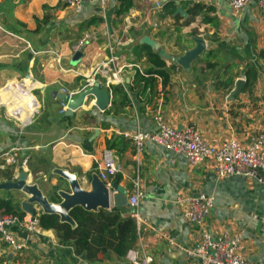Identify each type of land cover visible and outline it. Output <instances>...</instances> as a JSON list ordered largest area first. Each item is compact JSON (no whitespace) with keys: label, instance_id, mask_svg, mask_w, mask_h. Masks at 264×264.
<instances>
[{"label":"crops","instance_id":"obj_1","mask_svg":"<svg viewBox=\"0 0 264 264\" xmlns=\"http://www.w3.org/2000/svg\"><path fill=\"white\" fill-rule=\"evenodd\" d=\"M130 2L131 6L120 12L123 0H111L105 10L87 1L79 11L63 0H0V27L3 24L10 30L0 38L1 103L8 99L6 84L27 78V83H34L40 106L33 123L22 128L7 117L0 104V152L13 153L18 160L30 158L31 166L24 168L28 183L37 185L54 202L62 191L55 194L52 190L60 177L64 178L60 189L70 188L64 171L73 174L84 189L92 190L90 179L99 177L103 152L108 142L114 141L116 147L111 150L121 170L111 178V188H123L129 198L138 178L143 192L138 218L129 204L113 210L117 206L110 192V206L104 209L117 220H130V231L121 239L114 232L116 220L96 219V228L88 238L93 258H88L85 250L76 252L75 244H64L58 230L41 226L37 235L24 230L17 233L25 244L19 253L0 244L3 264H132L127 254L133 248L144 249L156 264H197L187 250L196 246L200 230L183 215L179 199L198 192L214 198L205 220L212 234H238L247 259L264 258V184L254 177L220 178L210 160L194 165L183 155L152 141L138 152L131 137L138 130L158 132L157 115L177 128L196 125L212 143L228 139L249 143L253 135L264 132V12L257 0H250L239 13L225 0ZM169 2L176 6L173 13L165 7ZM193 3L213 10L202 8L192 15ZM178 7L186 14L177 13ZM207 17L211 21H206ZM85 32L92 38L81 61L73 64V46ZM145 36L174 56L194 48L196 38L205 41L206 49L189 67L177 69L178 64L165 59L170 71L167 85L156 75L154 88L132 89L138 70L146 73L156 68L148 51L161 55L160 49L142 41ZM181 38L186 44L183 51L178 46ZM26 43H31L33 50ZM110 47L119 58L117 65L129 82L128 90L112 84V100L105 111L95 105L94 96H89L73 115L61 113L63 101L54 96L55 92L65 88L76 97L93 77L107 88V77L94 68L107 64ZM258 58L261 61H255ZM240 60L245 61L241 69L253 66L258 72L257 80L247 89V70L240 74L230 71ZM218 67L221 71L216 74L217 83L203 84L200 95V85L190 75L213 72ZM239 78L245 79L244 88L229 99ZM21 172L17 165L0 160V183L17 178ZM0 200H12L19 212L23 211L22 203L30 201L24 190L3 189ZM34 206L35 214L43 212L37 203ZM70 223L76 227L79 221L72 218Z\"/></svg>","mask_w":264,"mask_h":264},{"label":"built area","instance_id":"obj_2","mask_svg":"<svg viewBox=\"0 0 264 264\" xmlns=\"http://www.w3.org/2000/svg\"><path fill=\"white\" fill-rule=\"evenodd\" d=\"M67 6L75 10H81L85 2H95L105 10L111 0H63ZM232 9L239 13L250 0H225ZM258 8L264 12V0H257ZM92 38V34L85 32L73 46L74 53L83 51ZM106 65L94 68L95 72H101L107 77V89L112 95V84H120L128 90V81L122 76L121 69L117 65L118 56L113 53ZM144 75L145 72L140 70ZM20 79L5 85L4 91L8 99L0 104L4 105L7 117L24 128L33 123L35 115L39 111V102L34 95L33 81ZM101 81L94 77L89 79L85 86H91L95 82ZM102 85V83H101ZM63 92L70 96L74 94L63 88ZM30 99V100H28ZM67 109V104L63 102L61 113ZM159 131L156 133L138 130L131 134L138 152H141L147 141H152L162 145L168 150L183 155L189 163L200 164L204 161L213 162V166L220 178L232 175L244 177H254L264 184V132L253 135L249 143H242L237 139H228L220 143H212L201 133L200 129L190 124L183 128L169 125L161 115L156 116ZM0 160H5L10 164L19 162L13 153L0 152ZM28 158H24L22 166L27 168ZM120 164L113 150L105 149L102 163L99 165V178L111 187V178H115L120 172ZM143 197L139 179L134 180V191L129 195L128 202L133 216L138 218V207L140 199ZM214 198L211 195L198 192L179 199L183 206V215L188 222L199 227L200 239L194 248L188 249L189 255L197 259V264H264V258L259 261H252L246 258L243 253V239L240 235L223 232L214 235L205 226V220L209 216L213 207ZM24 230L30 235L41 233L39 215L22 216L19 213H7L0 210V244H6L14 250H22L25 244L21 242L17 233ZM132 264H156L151 254L144 249L133 248L127 254Z\"/></svg>","mask_w":264,"mask_h":264},{"label":"water","instance_id":"obj_3","mask_svg":"<svg viewBox=\"0 0 264 264\" xmlns=\"http://www.w3.org/2000/svg\"><path fill=\"white\" fill-rule=\"evenodd\" d=\"M186 14V11L182 7L177 8V13ZM148 45L160 49V45L149 36H145L142 40ZM196 46L187 51L182 56H174L161 50V55L166 60H171L174 63L189 67L191 62L194 61L205 49L206 43L202 38H196ZM84 56L83 51H78L72 58L73 64H78ZM245 85V79L239 78L236 82V88L231 92L229 99L235 98V96L242 92ZM54 96L57 99L62 100L67 104L65 115H73L74 112L82 107L89 96L95 97V105L101 111H105L111 103L112 95L107 88H103L99 81L93 85L85 86L76 97L70 96L65 92H55ZM97 131V130H96ZM63 176L69 181V191H61L60 202L49 201L43 193L36 186H29V175L26 171H22L17 179L8 180L0 183V189L3 190H26L33 194L30 201L22 203V209L24 212L35 215L34 203L40 204L44 212L56 213L60 216L62 221L70 222L72 217L70 210L75 206H82L89 210H97L100 208H109L110 206V192L113 191L114 205L117 207L126 206L129 204L126 197V190L123 188H116L107 186L97 175L93 176L90 182L92 190H86L82 184L76 179L73 174L67 171L63 172Z\"/></svg>","mask_w":264,"mask_h":264},{"label":"trees","instance_id":"obj_4","mask_svg":"<svg viewBox=\"0 0 264 264\" xmlns=\"http://www.w3.org/2000/svg\"><path fill=\"white\" fill-rule=\"evenodd\" d=\"M124 6L121 7V11H126L130 6V0H123ZM169 13H173L176 10L174 2H169L165 5ZM202 8L207 9L208 11L213 10L212 7L205 6L201 3H193L190 8V13L195 15L200 12ZM211 18L207 17L205 20H210ZM191 20V19H190ZM189 20V21H190ZM211 21V20H210ZM148 56L150 61L155 65L156 68L149 69L144 75L139 70L136 73V76L133 80L132 89H135L137 86H143V90L146 88H154L156 83V75L162 77L164 86L168 84L170 79V71L166 68V60L163 59L158 52L148 51ZM258 72L255 67L251 66L247 69V80L245 89L252 86L253 83L257 80ZM117 89V88H115ZM114 89V91H115ZM125 92V90L122 88ZM126 93V92H125ZM116 143L114 141L108 142V148H115ZM61 200H56L54 202H60ZM12 200H0V210L9 212V213H19L20 215H26V212L15 210ZM119 207H114L113 210H119ZM36 215V214H35ZM70 215L76 221H79L76 227H73L70 222L62 221L60 216L56 213L41 212L39 214L40 224L45 229H56L62 233V240L64 244H75L76 252L80 253L81 250L86 251V256L88 258H93V252L91 251L90 242L88 238L90 237V232L92 229L96 228L94 223L96 219L104 217L105 219H113L117 221V227L114 232H117L118 237L121 239L124 238L127 233L130 231V220H117V217L110 215L104 208H100L97 212L86 209L82 206H75L70 210ZM97 216V217H96ZM109 221V222H113ZM108 222V220H107ZM99 226V224H98ZM0 264H3V260L0 258Z\"/></svg>","mask_w":264,"mask_h":264},{"label":"rangeland","instance_id":"obj_5","mask_svg":"<svg viewBox=\"0 0 264 264\" xmlns=\"http://www.w3.org/2000/svg\"><path fill=\"white\" fill-rule=\"evenodd\" d=\"M2 25V27H0V38L1 37H3V35H5L6 33H9L10 32V30L8 29V28H6L3 24H1ZM26 45H27V47L29 48V49H31V50H33V46H32V44L30 43H26ZM178 46L180 47V51H183L184 50V48L186 47V44H184V42H183V40H182V38L181 39H179L178 40ZM165 51V50H164ZM165 52H167V51H165ZM168 53V52H167ZM184 53V52H183ZM170 54V53H169ZM252 60V59H251ZM255 61H261L259 58L257 59V60H255ZM193 62V61H192ZM192 62H191V64H190V66L192 65ZM244 63H245V61L244 60H240V63L237 65V61L234 63V66H233V68H231L230 69V71H231V73L232 74H240V73H243V72H245L247 69H248V67H247V65H246V67H244L243 69H241V67L242 66H244ZM252 64V63H251ZM181 68V65H177V69H180ZM260 68V67H259ZM259 68H257V69H259ZM221 71V69L218 67V68H215L214 70H213V72H210V71H208V72H197L195 75H193V74H191L190 75V78H192V79H196L197 80V82L199 83V85H200V95H201V87H202V85L203 84H205V83H207V82H215V83H217V79H216V74H217V72H220ZM20 80V79H19ZM220 94H222V93H225V91L224 92H219ZM35 122V121H34ZM24 159V158H23ZM23 159H19V162L17 163V164H14V165H17V168L19 169V170H24V167L22 166V162H23ZM29 161H30V163H31V159L30 158H28V165H27V167L28 166H31L30 165V163H29ZM32 161H33V159H32ZM10 167H12V166H10ZM25 171V170H24ZM12 173V172H11ZM12 174H10L8 177H9V179L11 178L10 176H11ZM14 179H17V178H14ZM14 179H12V180H14ZM64 178L63 177H60L59 178V182H57V184H55L54 185V188L52 189L53 191H54V193L56 194L57 192H58V194H59V192L62 190H64V189H60V188H62L61 186H63L64 184V182H62V180H63ZM45 182H48V184L50 183L49 182V180H47V181H45ZM29 184V183H28ZM29 186H36L37 188H38V186L37 185H33V183H31V184H29ZM39 189V188H38ZM69 189V188H68ZM40 190V189H39ZM26 193H27V196H28V199H31L32 197H33V194L32 193H30V192H28V191H26V190H24ZM41 191V190H40ZM66 191V190H65ZM42 192V191H41ZM44 195V194H43ZM58 198H54V199H61V195H56ZM46 197V196H45ZM47 198V197H46ZM48 199V198H47ZM16 200H17V198H16ZM49 200V199H48ZM50 201V200H49ZM35 203H37V202H35ZM38 204V203H37ZM38 206H39V208L41 209V210H43L44 211V209H43V207L40 205V204H38ZM15 208V207H14ZM20 208V207H19ZM4 210V209H3ZM15 210H17L16 208H15ZM6 212V211H5ZM7 213H9V212H7ZM13 249V248H12ZM14 250V249H13ZM20 251H22V250H20ZM19 250H14V252H20Z\"/></svg>","mask_w":264,"mask_h":264}]
</instances>
